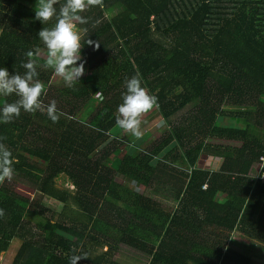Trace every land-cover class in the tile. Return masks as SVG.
I'll use <instances>...</instances> for the list:
<instances>
[{
    "label": "trees",
    "instance_id": "16d2710c",
    "mask_svg": "<svg viewBox=\"0 0 264 264\" xmlns=\"http://www.w3.org/2000/svg\"><path fill=\"white\" fill-rule=\"evenodd\" d=\"M36 2L0 0L10 75L24 73L27 51L44 50L37 34L55 23L34 19ZM81 15L86 39L100 43L80 50L86 74L68 88L37 69L59 120L22 111L0 123L12 180L38 194L0 184V264L13 240L11 264H68L80 252L89 259L78 264H124V246L147 264H264V0H103ZM137 73L167 129L149 147L115 124L124 80ZM15 99L0 96V107ZM202 156L220 169L198 167ZM60 174L71 189L55 186Z\"/></svg>",
    "mask_w": 264,
    "mask_h": 264
},
{
    "label": "clouds",
    "instance_id": "9594fccd",
    "mask_svg": "<svg viewBox=\"0 0 264 264\" xmlns=\"http://www.w3.org/2000/svg\"><path fill=\"white\" fill-rule=\"evenodd\" d=\"M56 5H59V9ZM91 7L102 8L103 0H64L63 3H60V0H37L34 19L42 25L55 21L52 27H43L37 34L45 50L44 63H38L41 49L37 48L24 54L27 59L21 64L25 69L22 75L17 72L10 75L6 68L0 67V96L16 97L13 102L5 103L0 107V123L13 122L19 118L22 111L29 114L40 111L53 123L59 120L62 113L58 112L56 101L52 100L45 105L41 100L45 89L44 84L37 79L39 76L37 69L52 70L62 79L66 87L74 88L85 73V61L81 59L80 54L82 46L85 44L92 46L93 50L100 47L99 41L86 39L89 35L87 27H78L89 23V19L81 14ZM95 26L96 24L93 23L92 27ZM124 88L125 91L121 94L122 102L116 109L115 124L123 133L140 139L143 136L142 117L159 107L158 99L142 87L138 73L125 78ZM96 95L103 99L101 92H96ZM3 139L6 138L0 137V140ZM13 163L12 152L0 142V184L13 179ZM131 183L135 185L136 182ZM4 215V210L0 209V218ZM82 259H89L88 253L70 255L68 264H78Z\"/></svg>",
    "mask_w": 264,
    "mask_h": 264
},
{
    "label": "rangeland",
    "instance_id": "374dc122",
    "mask_svg": "<svg viewBox=\"0 0 264 264\" xmlns=\"http://www.w3.org/2000/svg\"><path fill=\"white\" fill-rule=\"evenodd\" d=\"M45 50H41V56H44ZM86 74V72H85ZM53 83H55V79H53ZM226 111H231V109H234L236 111V107L231 106L228 108H225ZM145 120L142 121L141 130L143 132L142 138L144 139L143 145L144 147L151 146L156 140H158L164 133L166 132V124L163 122L162 118L160 117L159 113L157 111L150 112L145 118ZM149 120V123L147 122ZM258 135L262 140H264V131L258 130ZM217 142V141H216ZM231 145H234L233 143H230ZM222 164V160L218 158H212V157H206L202 156L198 161V167L203 169H209V170H219L220 166ZM255 172V171H254ZM254 173L252 174V176ZM23 184L15 183L14 180L9 181V186L12 187L15 192L19 195H27L30 197H38V194H36V191L32 184H29L27 181H23ZM55 186L57 188H68L71 189V184L66 179L65 175L60 174L58 177L55 178ZM56 203V201L50 197H43L42 198V204L48 205ZM68 213V212H66ZM234 240L237 241H243V243H246V240L242 237L241 234L237 233L236 235H233ZM235 245V243L231 244ZM20 246V241L13 240L11 242V245L6 251V254L3 255V264H11L17 249ZM2 257V254L0 258ZM116 259L120 260L124 264H147L146 257L142 255L140 252H136L126 246L122 247V250L116 254ZM258 264V262H256Z\"/></svg>",
    "mask_w": 264,
    "mask_h": 264
},
{
    "label": "built area",
    "instance_id": "2783aa9c",
    "mask_svg": "<svg viewBox=\"0 0 264 264\" xmlns=\"http://www.w3.org/2000/svg\"><path fill=\"white\" fill-rule=\"evenodd\" d=\"M262 178H264V174H262Z\"/></svg>",
    "mask_w": 264,
    "mask_h": 264
},
{
    "label": "crops",
    "instance_id": "0c3cea01",
    "mask_svg": "<svg viewBox=\"0 0 264 264\" xmlns=\"http://www.w3.org/2000/svg\"><path fill=\"white\" fill-rule=\"evenodd\" d=\"M2 258V257H1Z\"/></svg>",
    "mask_w": 264,
    "mask_h": 264
}]
</instances>
